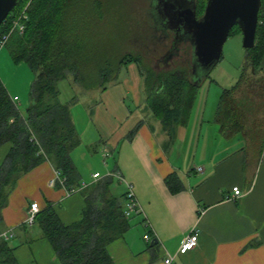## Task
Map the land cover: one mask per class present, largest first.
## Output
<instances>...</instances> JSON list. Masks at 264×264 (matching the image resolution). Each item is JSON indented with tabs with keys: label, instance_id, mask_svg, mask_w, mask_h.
Listing matches in <instances>:
<instances>
[{
	"label": "trees",
	"instance_id": "16d2710c",
	"mask_svg": "<svg viewBox=\"0 0 264 264\" xmlns=\"http://www.w3.org/2000/svg\"><path fill=\"white\" fill-rule=\"evenodd\" d=\"M28 4L25 31L13 34L6 45L15 64L24 62L35 73L31 104L24 114L0 78V147L10 145L0 166V264H19L15 248L9 244L11 238L1 237L6 231L3 210L19 180L46 162L59 172L68 191L79 189L84 208L79 220L66 224L48 203L36 215L33 225L27 226L39 227L60 264H115L108 247L130 228L131 219L124 215L125 194L120 198L112 194L113 177H104L82 188L71 156L81 145L71 113L77 97L70 103H62L58 82L71 77L83 92L106 91L118 80L122 68L135 64L143 79L146 108L174 139L178 129L188 125L203 80L194 81L185 55L170 68L156 70L152 63L166 48L168 34H162L158 55H153L150 47L139 48L147 26V31L139 33L137 26L133 31H122L119 24L125 16L116 0H19L0 33ZM199 7L197 0V13L204 9L199 11ZM110 17L114 22L113 40L108 27ZM148 19L155 22L153 16ZM130 42L136 45V51L126 50ZM263 72L264 0L255 47L246 50V62L237 85L221 93L217 106L215 119L225 138L246 136L248 114L254 106L246 91L255 88L256 98L264 100ZM133 134L134 131L130 137ZM257 134L254 139L259 142L255 145L264 151V130L260 138H255ZM165 183L173 194L183 190L176 174L169 175Z\"/></svg>",
	"mask_w": 264,
	"mask_h": 264
},
{
	"label": "crops",
	"instance_id": "0c3cea01",
	"mask_svg": "<svg viewBox=\"0 0 264 264\" xmlns=\"http://www.w3.org/2000/svg\"><path fill=\"white\" fill-rule=\"evenodd\" d=\"M128 68L132 76L120 82L133 97L134 112L120 102L115 115L126 123L132 116L135 118L110 147L115 162L110 172H119L133 186L142 213L134 216L122 238L109 245L114 263L164 264L169 255L175 257L177 264H264V151L261 146L248 143L237 146L235 138H225L216 119L211 125L205 114L197 117V125L190 121L171 139L146 108L138 67L131 64ZM7 91L12 99L17 98L11 95L10 89ZM72 118L76 126L73 113ZM132 131L134 134L130 137ZM78 133L82 145V132ZM219 135L225 143L217 148L215 142ZM9 150L10 145L0 147V164ZM75 151L71 154L74 164ZM97 173L100 174L96 171L92 178ZM55 174L52 164L46 162L23 176L3 210L5 232L12 236L19 264H60L41 230L32 231L34 226H27L32 203L39 204L41 210L52 204L66 224L80 219L84 199L79 189L69 192L60 184L50 186ZM171 174H176L183 185L179 193H171L165 183ZM236 187L241 196L233 200ZM111 191L113 194L112 188ZM124 193L125 188L120 195H113L120 198ZM192 230L198 233V246L179 254L183 240ZM146 235L150 236V242L145 241ZM154 240L157 244L151 246Z\"/></svg>",
	"mask_w": 264,
	"mask_h": 264
},
{
	"label": "rangeland",
	"instance_id": "374dc122",
	"mask_svg": "<svg viewBox=\"0 0 264 264\" xmlns=\"http://www.w3.org/2000/svg\"><path fill=\"white\" fill-rule=\"evenodd\" d=\"M116 1H119L121 11L125 16L121 25L119 24V28H121L122 31L127 32L130 30L133 31L135 26H137L138 33L141 30L147 31L148 29L147 32H142L144 42L139 48L147 50L150 47V52L153 55H158L162 49L160 45L158 46V43L162 41V34H168V32L161 31L160 29L157 30L156 27H152L155 26V22L153 21L154 24L149 22L148 17L150 18V16H153L155 19L151 7L155 0ZM206 4L207 0H200L199 11L200 9H204L202 12L197 13L199 17L204 14ZM24 12L25 10H22L20 14ZM143 21L144 23L142 24ZM113 24L112 17H110L108 27L110 28L111 40L114 39ZM166 42L167 45L165 49L171 44V40L169 39ZM132 43L133 42H130L131 46L126 50H137L136 45ZM164 50L162 49L161 51L164 52ZM187 52H189V49ZM245 62L246 50L243 47V34L241 29L236 26L224 45L220 62L209 72L208 75H206L200 68H189L190 73L192 72V75L194 74L195 77L201 78L205 75L206 76L199 88L198 96L190 115L191 119H189L188 123L192 121L193 124H195L198 119L197 117L205 114L206 121L211 125L215 124V111L221 93L224 90H231L237 85ZM152 64L155 66V62ZM0 66L2 82L8 90L10 89L12 91V96H17V107L19 111L24 114L31 104V88L35 81V73L24 62L15 64L11 58L8 46L0 50ZM129 69L128 66L122 68L119 74V82L113 86H109L105 92L101 89L83 92V90L73 82L71 77L58 82L60 101L62 103H70L73 98L77 97L76 103L71 105V111L75 117L77 130L82 132L83 143L79 149L77 148V151H75L76 153L74 152L75 155L74 153L73 155L76 168L82 177V185L90 184L94 181L92 174L96 171L99 172L101 176L110 173L115 164L113 156L110 153V147L120 139L122 133L126 131L124 128L135 118V116H132L133 118L131 121L126 123L123 119L116 118L117 116L115 115L116 110L121 106L120 102L124 106H128L130 110L135 108L132 95L128 94L127 90L120 82L122 79L132 76ZM256 93L257 90L255 88L246 91L248 98L254 102V106L252 109L253 112L248 114V122L245 129L246 136L243 137L238 135V137H234L237 146H245L247 143L254 146L253 144L259 142L254 139V134L258 133V137L255 138H260V132L264 130V100L263 98H256ZM90 111H92L91 116H89V114H91ZM127 112L129 111L127 110ZM195 125H192L191 129H194ZM215 143L217 148L222 147L225 143L224 137L219 135V138ZM88 144L89 146H87ZM90 144L92 146H90ZM106 152H109V157H106ZM198 155H200L199 150ZM124 188L123 185L118 184V181L115 180L112 186V189L114 190L113 194L120 195ZM135 218L136 217H132L131 221ZM31 230L40 231L37 225L31 228ZM9 244L10 246L14 245L12 237Z\"/></svg>",
	"mask_w": 264,
	"mask_h": 264
},
{
	"label": "water",
	"instance_id": "95a60500",
	"mask_svg": "<svg viewBox=\"0 0 264 264\" xmlns=\"http://www.w3.org/2000/svg\"><path fill=\"white\" fill-rule=\"evenodd\" d=\"M18 1L0 0V27ZM152 4L156 25L161 26L159 8L167 15L169 22L173 21L171 29H178L172 53L177 60L184 49H189L185 54L189 68H200L208 75L220 62L224 45L236 26L243 34L244 49L255 47L262 0H208L201 17L197 14V0H161L158 4L155 0ZM167 56L163 58L167 59ZM190 74L195 82H201L206 76L198 78L192 72ZM154 244H157L156 240L151 246Z\"/></svg>",
	"mask_w": 264,
	"mask_h": 264
},
{
	"label": "built area",
	"instance_id": "2783aa9c",
	"mask_svg": "<svg viewBox=\"0 0 264 264\" xmlns=\"http://www.w3.org/2000/svg\"><path fill=\"white\" fill-rule=\"evenodd\" d=\"M28 6L29 4L25 7L24 13L18 15L16 18L12 20L11 24L8 25V27L6 28L5 32L0 33V50L6 47L7 43L9 42L13 34L15 33L22 34L25 31L24 21L27 20L26 10ZM12 100L14 104H16V102L18 101V98H14ZM106 157H109V152H106ZM199 171H201V169H199ZM104 177H113L115 180L118 181V184L123 185L125 187V193H124L125 194V208H124L125 217L127 219H131L132 217L136 215H140L142 212H141V208L138 203V200L136 198L135 192L133 190V186L130 183H128L119 172H110L106 174L105 176H101L98 173L93 175L94 181H98ZM56 184H60L62 188L66 189L65 180L61 178L59 172L57 171H56L55 177L50 181V186H55ZM87 186L89 185L83 184L82 188H86ZM240 196H241V192L239 188L237 187L233 188V196L231 198L234 200V199L239 198ZM40 210L41 209L39 207V204L32 203L30 205L29 210H28V219L26 221L27 225H33L34 219L36 215L40 212ZM1 237L8 240L12 236L9 235L8 233H5ZM144 239L146 242H150L149 235H146ZM197 246H198V233L195 230H192V232H190V234L183 240L182 245L179 250V254H186L194 250ZM164 264H177V262L175 261V257L168 255L164 259Z\"/></svg>",
	"mask_w": 264,
	"mask_h": 264
},
{
	"label": "flooded vegetation",
	"instance_id": "af4514ba",
	"mask_svg": "<svg viewBox=\"0 0 264 264\" xmlns=\"http://www.w3.org/2000/svg\"><path fill=\"white\" fill-rule=\"evenodd\" d=\"M159 2H161V0H157V4ZM156 6H158V5H156ZM158 10H159V13L162 16V17L160 16L161 17V22H160L161 23V26H160L161 28L158 25H156V24H155V27H156L157 30L160 29L161 31H167L168 32V37L167 38H169L171 40V44L164 51V53L162 52V54H160L161 56H159L158 58H156L154 60V62H155L156 70H166V69L170 68L173 64H175V62H177L178 59L180 60L182 58V56H184L187 53L188 49H184L183 52H181L180 57L177 60L174 59L175 55L172 52L174 50L173 45L175 44L174 40H175V38L177 36L178 29H175V30L171 29V25H172V27L174 26L173 21L171 22V20H170V22H169L168 18H167V15L164 13V11L160 10L159 8L157 9V11ZM167 53L169 54V57L167 56L168 55ZM164 56L165 57L167 56L168 58L164 59L163 58ZM171 58H173V60Z\"/></svg>",
	"mask_w": 264,
	"mask_h": 264
}]
</instances>
